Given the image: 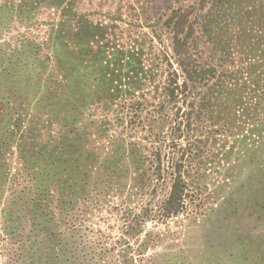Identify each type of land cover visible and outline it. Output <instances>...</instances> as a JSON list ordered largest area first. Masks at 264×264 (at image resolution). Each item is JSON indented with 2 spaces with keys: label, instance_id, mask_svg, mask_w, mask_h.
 I'll use <instances>...</instances> for the list:
<instances>
[{
  "label": "trees",
  "instance_id": "obj_1",
  "mask_svg": "<svg viewBox=\"0 0 264 264\" xmlns=\"http://www.w3.org/2000/svg\"><path fill=\"white\" fill-rule=\"evenodd\" d=\"M240 1L242 5L244 0ZM262 2L257 0L262 9L258 5L253 11L260 18H264ZM193 16L192 10L173 9L163 22L166 35L158 34L163 48L156 61L138 39H132L129 48L107 39L100 49L92 44L73 48L62 43V48L52 50L47 58L54 60V69L45 74L42 72H47L43 70L47 65L40 68L46 78L41 86L44 94L39 98L41 105L46 102L45 111L53 114L44 126L46 140L36 120L23 130L22 115L11 96L0 98L5 105L0 114V144L17 138L22 165L17 173L20 178L10 176L6 161L2 166L0 204L5 205V224L14 227L16 221L21 224L31 220L32 230L45 237L32 244L40 250L38 260L17 258L10 259L9 264H139L138 258L123 252L120 259L113 255L117 246L124 252L134 250L125 235L138 238L149 220L168 223L181 214L192 213V207L201 200L205 187L202 180L211 156L217 155L210 145L214 143L215 147L220 141L216 135L222 133L209 130L205 117L220 123L222 119L229 128L235 127L233 110L239 112V104L251 88L248 78L242 81L241 75L253 80L250 62L264 64V53L254 56L264 49V19L259 20V29L240 36V42L258 46L254 54L239 49L254 58H239V67L224 68L204 58L203 34L196 33ZM257 32L256 36L252 34ZM28 53L38 59L42 51L39 47L22 48L2 54L0 70L4 76L0 84L26 74V65L19 58ZM218 62L230 63L223 59ZM260 70L258 78L264 80V65ZM257 95L261 100L254 105L258 110L255 121L264 111V98ZM97 105L101 107L100 141L87 132L89 124H97L99 111L93 109ZM236 123L239 125V121ZM263 126L252 127L253 135L264 137ZM238 129L243 130L240 126ZM243 137L248 148L254 145L250 134ZM259 189L264 190L263 185ZM159 190H163L160 198L156 196ZM103 210L120 217L123 236L114 243L106 241V245L89 242V247L95 245L97 249L91 247L95 250L92 255L81 256L79 252L85 247L81 229L90 213ZM136 244L137 251L143 253L149 242L146 239Z\"/></svg>",
  "mask_w": 264,
  "mask_h": 264
},
{
  "label": "rangeland",
  "instance_id": "obj_2",
  "mask_svg": "<svg viewBox=\"0 0 264 264\" xmlns=\"http://www.w3.org/2000/svg\"><path fill=\"white\" fill-rule=\"evenodd\" d=\"M239 1L0 0V59L2 54L13 49L30 50L39 47L42 51L38 59L29 53L19 58L26 65L23 71L26 74L20 73L18 78L4 80L0 84V98L6 95L12 97L19 114L22 115L23 130L27 131L29 125L33 124L31 121L36 120L41 125L44 140L48 139L44 126L53 114L49 109V112L45 111L46 102L43 101L41 105L42 100L39 98L44 94L41 86L46 78L41 75V64L48 67L45 66L43 70L47 72L42 73L46 74L54 69V60L48 61L47 55L58 46L61 47L62 43H69L73 48L78 45L84 48L92 44L95 49H100L101 45L107 44V39H112L129 48L131 40L138 39L139 44L151 53L149 57L156 61L157 53L163 48L158 34L163 35L164 20L177 8L192 10L194 22L197 23L196 33L203 34L201 43L206 49L203 50L204 58L224 68H233V65L239 67V58H254L249 52L239 49L252 53L258 50L256 44L252 47L244 40L241 43L240 36L248 30L259 29V20L264 19L253 12L258 5L262 9L257 0H244L242 5L239 3L243 1ZM262 3L264 6V2ZM252 34L256 36L259 32ZM223 41L229 44L222 43ZM167 44L169 41L166 39L165 45ZM261 49L260 53H253L254 56L263 54L264 49ZM218 59L230 63L222 65ZM250 63L253 80L241 75L242 81L247 82L248 78L251 88L247 89L244 101L239 104V112L233 110L232 126L235 127L229 128L222 119L220 123L215 118L205 117L209 130L219 129L222 133L216 135L220 141L215 147L210 142L212 152L217 155L211 156L212 162L208 164L207 175L202 180L205 186L202 197L192 207V213L181 214L168 223L147 221L138 238L125 235L134 250L128 249L124 252L117 246L113 255L118 256L123 252L138 258L139 264H264V190L259 189L260 185L264 187V137L253 135L251 131L252 127L262 126L264 123V111L260 114L259 121L254 120L258 111L254 109V105L261 100L257 94L264 98V80L258 78V72L264 64L253 61ZM3 74L1 69L0 79ZM24 79L27 84L23 83ZM12 80L17 82L11 83ZM214 99L219 101L218 98ZM41 106H44V111L39 109ZM32 107H36L38 111ZM4 108L5 105L0 103V114L4 113ZM100 108L99 105L93 108L95 113L99 111L97 124H89V128L87 127L92 138L99 141ZM239 126L243 130L238 129ZM12 130L15 131L13 128ZM115 131L119 132L121 129L116 128ZM244 133L251 135L250 143L254 145L250 148L245 143ZM111 134L115 135L117 132L111 131ZM85 138L87 139L86 136ZM16 142L17 138L14 137L0 144V173L4 171L2 166L6 161L10 176L20 178L17 173L22 165ZM168 143L170 144V139ZM93 144L95 143L91 145ZM249 149L256 150L249 154ZM257 149L259 151L256 153ZM10 183L12 185V181ZM92 185L91 183V189ZM159 191L156 195L158 198L163 193V190ZM4 206L0 204V264H9L10 259L17 258L38 260L40 250L32 244L45 237L32 230L31 220H23L21 224L16 221L14 227H6L2 213ZM18 207L22 205L18 204ZM79 212L82 214V208ZM20 214L24 215L23 212ZM122 228L120 217L114 213L106 210L102 213H90L88 221L81 229V242L85 243L86 248H81L79 254L89 257L95 252L91 247L97 249L96 246L89 247V242L100 241L104 245L106 241L114 243L123 236ZM146 239L149 244L143 253L137 251L136 243ZM118 258L120 259V255ZM140 258L144 261L139 260Z\"/></svg>",
  "mask_w": 264,
  "mask_h": 264
}]
</instances>
